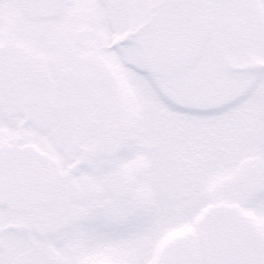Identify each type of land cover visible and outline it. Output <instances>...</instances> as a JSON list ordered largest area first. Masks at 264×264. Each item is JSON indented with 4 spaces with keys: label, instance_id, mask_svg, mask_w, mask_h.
Listing matches in <instances>:
<instances>
[{
    "label": "snow or ice",
    "instance_id": "1",
    "mask_svg": "<svg viewBox=\"0 0 264 264\" xmlns=\"http://www.w3.org/2000/svg\"><path fill=\"white\" fill-rule=\"evenodd\" d=\"M0 264H264V0H0Z\"/></svg>",
    "mask_w": 264,
    "mask_h": 264
}]
</instances>
